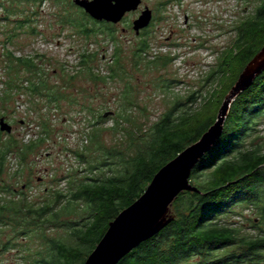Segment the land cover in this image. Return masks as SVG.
I'll return each mask as SVG.
<instances>
[{
	"label": "trees",
	"instance_id": "obj_1",
	"mask_svg": "<svg viewBox=\"0 0 264 264\" xmlns=\"http://www.w3.org/2000/svg\"><path fill=\"white\" fill-rule=\"evenodd\" d=\"M45 1L25 0L29 4ZM171 1L168 0L169 3ZM85 16L86 20L79 21L69 15L65 25L74 28L76 34L87 40L105 28L111 41L116 42L113 24L95 21L102 28H91L89 24L93 19L88 14ZM32 17L27 16L25 20L16 22L7 17L4 20L8 22L7 27L15 24V30L29 28L32 33H36L32 28ZM4 20L0 19V23ZM239 32L234 48L224 53L223 62L221 60L219 68L212 71L210 79H214V83L219 82L217 87L221 80H227L221 78L227 73L233 52L238 53L235 60L240 64L237 71L239 76L226 81L223 90L216 89L212 93V99L205 105L208 112L201 117L197 112H184L186 105L179 101L148 133H143L139 128V134L137 129L128 130L123 127L125 123L133 126L129 115L111 112L112 115L105 117V114H100L98 121L92 126L90 147L72 152L78 160L86 163V151L91 147L102 152L98 166L87 164L91 172L99 170V173L96 178H89L78 185L74 181L70 182L69 196L63 191H55L42 203H33L24 188L14 190L4 179L9 173L11 155L17 153L19 157L21 169L11 176L17 180L22 168L29 167L31 157L40 153L50 138L47 123L44 124V138L29 144H19L14 135L0 131V253L16 249L27 240L40 238L49 247L50 257L41 258L34 264H85L105 236L110 223L144 195L163 167L198 143L216 123L220 103L235 86L247 65L264 47V1L256 17L247 19ZM14 37L15 35H11L8 38L7 45L13 44ZM150 48L149 41L144 39L135 51V59L144 60L143 55ZM120 54L117 49L116 60L109 75H101L94 67L99 55L85 52L81 54L78 75L85 74L97 84H105L108 80H124L126 76ZM6 58L9 70L17 72L18 77L23 71L28 75L17 86L11 81L8 91L14 88L25 89L33 97L47 98L49 104H60L68 99L69 96L59 92V88L56 90L55 86H49L46 74L39 68L35 58L17 57L10 50ZM173 60H165L166 65ZM128 92L125 94L126 103L136 107V101ZM4 97L3 102L6 99L8 104L13 99V93L6 92ZM192 99L194 96L189 101ZM115 115V129L121 127L126 131V148L109 149L100 136V123ZM263 120L264 71L236 98L222 136L193 168L190 184L198 192L180 194L171 208L174 221L155 238L134 250L120 264H195L192 260L196 257L200 258L196 264H264V152L252 148L253 142L249 143L250 139L259 134ZM207 177L209 180L202 182ZM241 206H255L258 209L260 219L253 223L255 233L252 235L242 236L237 228L225 221L227 218L243 215L237 211ZM56 228L64 230L66 237L63 240L48 235V231L53 232ZM4 237L7 241L2 240ZM19 240L22 242H18ZM231 249L238 250L228 252Z\"/></svg>",
	"mask_w": 264,
	"mask_h": 264
},
{
	"label": "rangeland",
	"instance_id": "obj_2",
	"mask_svg": "<svg viewBox=\"0 0 264 264\" xmlns=\"http://www.w3.org/2000/svg\"><path fill=\"white\" fill-rule=\"evenodd\" d=\"M263 1H214L205 8L195 4L191 8L195 17L186 24L183 13L178 15L173 5L163 16V0H142L139 10H143L145 5L157 9L160 4L151 26L136 35L132 27L138 14L131 13L126 20L114 25L117 40L113 42L105 28L87 40L76 34L74 28L65 25L69 15L79 21L86 20L85 12L74 4V0H46L44 3L30 4L25 0H0V19L7 17L16 22L33 16L32 28L36 32L32 33L29 28L15 30V24L7 27L8 22L5 20L0 23V119L5 117L13 127L12 135L19 144H29L44 138V124L50 127V138L40 153L31 157L29 167L22 168L17 180L11 176L21 169L19 157L17 153L11 155L9 173L4 177L6 184L12 185L17 191L24 188L31 202L39 204L55 191H63L69 196L70 182L74 181L78 185L89 178H96L99 170L91 172L87 164L98 166L103 153L91 147L86 151V163L78 160L72 152L90 147L92 126L102 113L129 115L133 126L125 123L123 127L137 129L139 134V128L143 133H148L179 101L186 105L184 112H197L201 117L208 112L205 105L212 99V93L216 89L223 90L226 81L239 76L237 71L240 64L235 60L238 53L233 52L227 73L221 78L227 80L220 81L222 86L219 84L217 87L219 82L214 83V79H210L212 71L219 68L221 60L223 62L224 53L234 48L239 28L247 19L256 17ZM89 25L95 29L102 28L93 20ZM11 35H15L13 44L7 45ZM144 39L149 41L151 48L143 55L144 60L137 61L134 54ZM117 49L121 53V64L126 76L124 80H108L105 84H97L85 74L78 75L81 54L85 52L98 54V61L94 64L96 71L101 75H109ZM9 50L14 51L17 57L35 58L39 68L44 70L49 86H55L56 90L59 88V92L69 96L68 99L60 104H49L47 98L33 97L25 89L8 91L11 81L17 86L28 76L23 71L18 77L17 72L9 70L6 58ZM168 58L174 60L166 65L165 60ZM154 61L157 63H151ZM6 92L13 93V99L8 104L6 99L5 103L2 100ZM126 92L136 101V107L126 103ZM229 92L219 105L217 118ZM193 96L194 99L189 101ZM116 119L115 115L103 123L99 122L100 136L109 149L128 146L126 131L121 127L115 129ZM258 131L259 134L249 143L253 142L252 148L264 152V120ZM208 180L209 177L202 182ZM237 211L243 215L225 221L237 228L242 236L254 234L253 223L260 219L257 207L241 206ZM172 217L175 216L171 211L168 218ZM63 231L62 228H56L53 232L48 231V235L63 240L66 237ZM2 240L7 241V238ZM21 244L16 249L0 253V264H34L41 258L50 257L49 247L40 238ZM236 250L228 252L234 253ZM199 261L200 258L196 257L192 263Z\"/></svg>",
	"mask_w": 264,
	"mask_h": 264
},
{
	"label": "water",
	"instance_id": "obj_3",
	"mask_svg": "<svg viewBox=\"0 0 264 264\" xmlns=\"http://www.w3.org/2000/svg\"><path fill=\"white\" fill-rule=\"evenodd\" d=\"M74 4L94 21L118 25L127 14L139 10L142 0H74ZM152 20L153 12L147 8L133 23L136 35L147 29ZM263 71L264 47L247 65L226 97L216 123L198 143L163 167L144 195L110 223L105 236L85 264H120L134 250L155 238L174 221L173 217H168L179 195L183 192H198L190 184L193 168L222 136L225 122L236 98L246 91ZM109 115L112 113H106L105 117ZM0 131L12 134L13 127L5 117L0 119Z\"/></svg>",
	"mask_w": 264,
	"mask_h": 264
},
{
	"label": "flooded vegetation",
	"instance_id": "obj_4",
	"mask_svg": "<svg viewBox=\"0 0 264 264\" xmlns=\"http://www.w3.org/2000/svg\"><path fill=\"white\" fill-rule=\"evenodd\" d=\"M214 1L217 3L218 1L222 2V1H227V0H172L170 3L168 2V0H163L162 6H161L162 15L164 16L165 12L169 8V6L173 5V7L175 8L178 15L179 14L181 15L183 13L184 21L186 24H188L190 22V20L194 19V17H195L194 14L191 12V8H193V6L195 4H200V5H202V8H205L206 5H208L209 3L214 2ZM147 8H149L153 12V20H152V22H153L154 18H155V14L160 10V4H159V7H157V9L150 8L149 6L145 5L143 10H139V11L135 12L138 14V15L136 14L138 16L136 19H138ZM130 14H127L126 17L124 18V20H126V18H128V16ZM163 16H162V18L164 19L165 17H163ZM162 23H164V21H162ZM125 31L127 32L128 30H125ZM129 31H130V28H129Z\"/></svg>",
	"mask_w": 264,
	"mask_h": 264
},
{
	"label": "bare ground",
	"instance_id": "obj_5",
	"mask_svg": "<svg viewBox=\"0 0 264 264\" xmlns=\"http://www.w3.org/2000/svg\"><path fill=\"white\" fill-rule=\"evenodd\" d=\"M151 26V25H150Z\"/></svg>",
	"mask_w": 264,
	"mask_h": 264
}]
</instances>
